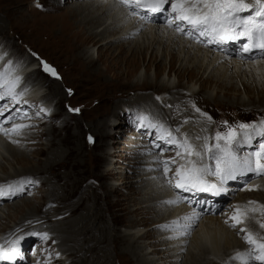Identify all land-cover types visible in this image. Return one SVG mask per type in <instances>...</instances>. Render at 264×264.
<instances>
[{
	"label": "bare ground",
	"instance_id": "bare-ground-1",
	"mask_svg": "<svg viewBox=\"0 0 264 264\" xmlns=\"http://www.w3.org/2000/svg\"><path fill=\"white\" fill-rule=\"evenodd\" d=\"M50 1H54L55 3H58V5H61V3H63L62 1L64 0H50ZM76 1H77L76 6L73 9H70L69 11L70 13H67L68 19L66 20L64 19L61 22L53 21L54 22L53 27L57 31H55L52 28L50 29L48 27L43 28V26H41V27H37L38 30L35 33L41 32L42 34V32L47 31V35L49 38H46V40L51 38V41H49V43L52 46L55 45L67 56L68 54L74 52L73 59L75 62L79 63L78 69L81 70V72L84 75H91V79H87L88 83H90V86L88 87L90 91L96 90L95 88L96 84L95 87L91 85V83L94 81L93 79H97L99 76L102 75L99 73V71L93 70L94 68H96V64H95L96 61L102 59V57L106 55V53L109 50L117 49L118 52L116 55L115 54L114 55L118 56L121 55L124 49L128 48L129 49L128 52H132V59L129 61V63L128 62L126 63V65H128L126 66L127 69H122L121 71L123 72L117 74V77L115 76V78H118L119 75L123 76L125 74H127V76L134 75L137 72V69L141 67L142 62H146L148 56L147 66H149L148 68L154 66L155 76L156 78H158V80H156L155 82H150L147 80L142 82L141 79H138L136 83L131 82L128 83V85L126 86L123 85V86L128 87L133 91L142 90L141 89L142 87H150L153 91L147 95L144 93L140 95L139 96L140 101L148 104L150 110H152L153 112V115L156 116V118H158L161 122L165 123L166 125H169L167 121L169 122L177 121L178 126H180L179 135L181 137L185 133L188 134L189 137L192 139H194V137L196 136H201V137L205 135L210 136V132L208 129L210 127L209 125L210 122L205 117L201 116L200 113L195 112V110L188 105L189 103L194 104L195 99H197L199 96H202V93L204 92L206 94L205 102L222 101L225 102L226 104H230L234 106H242V107L251 106L253 107L252 109H256V108H257L256 110H258V108L260 109L259 111H257V114L264 113V96H260L258 100H255V98L250 96L249 99L246 100L245 98L242 97V94H238L239 92L242 93L241 92L242 90H240L241 87H239L238 84H242V88L244 89V91H250L252 90V88H254L257 89V91H259L260 89L261 91L264 92V58H260L261 56L256 57L255 59L242 60L238 57L237 53L231 54L232 49L221 51L219 49H215V48L213 49L212 46L210 47L201 46L200 44L189 40L187 37L183 35H177L173 29L167 28L166 25L162 22V18L157 21L159 22V24H154L156 22L149 23L138 34L132 36L129 34L136 32V30L140 27V22L134 18L124 20L123 17L120 15V11H122V9L120 11L114 10L110 6V0H92V1L89 0L88 2H86V0H76ZM51 19H53V17ZM28 21L29 19L26 22ZM33 22L34 24L38 23L36 22V20ZM34 31L36 30L34 29ZM88 42L92 44L93 48L83 49L85 44ZM0 44L9 45L11 43L6 40H1ZM98 45H100L97 49L98 57L95 58L94 52H95V48ZM111 58L112 60H114L115 57H111ZM165 58L168 59L167 64L163 63V60ZM32 61L33 59L31 55L28 56L27 58L25 57V59L21 61L23 67L20 69V74L24 77L26 76V81L28 84L32 83V81L34 80L37 74V73L35 74L37 70L36 71L32 70L31 72H28V69L32 64ZM117 62L113 63L115 67L119 65L117 64ZM86 66L89 67L88 70L85 69ZM145 69L146 71H149L147 68ZM42 74H43L42 76H49V77L51 76L50 74H46L43 72ZM186 75L188 76L187 84L186 85L179 84L181 78L186 77ZM175 79L178 80L177 83H175L176 81ZM48 83L50 82L46 80L44 81V83H42V86L36 82L32 84L30 87H28L29 91L25 99L41 98V101H47L49 106L50 103L49 98H51V100H54V98H57L59 96L54 107L57 106V108H60V105L63 103V100L66 97V94H62L60 85L49 84V86L51 85L49 88L50 91H48V93H46L45 96L43 97L42 94L43 86H46ZM198 83L200 84L199 90L196 89ZM212 88L213 89L219 88V89L213 90ZM223 91L225 97L221 98L219 93ZM231 91H234V93ZM154 95H160L162 97L161 100L167 103L166 109L165 108L162 109L160 105L153 100ZM31 103H36V105L33 108L31 107L33 109L32 115H34L33 117L35 119L33 122H38V124H40V121L36 119L37 116H35V112L39 109V107L37 106V102L29 101V105H31ZM48 106H46V109ZM196 106L200 109V106L198 104ZM24 107L28 109L29 106H24ZM98 115L99 114H97V116ZM62 116L63 115H61L60 112H58L57 110V112H55L53 117L60 118ZM115 117L117 116L115 115L112 116L111 118H115ZM179 118L182 119L179 120ZM161 119H163V121ZM90 120L91 119L89 118L86 124L87 125L86 128L88 129L87 132L85 131L84 126L81 123H79L77 126L79 128H77L76 133L67 134L64 140L62 137L57 136L60 126L58 127L55 126L54 124H52L51 128H49L46 133L45 132H41L40 134L38 133L39 135H37V137L35 136V138L29 135L30 133H28V131L27 132L24 131L23 134L20 136L13 135L14 137L12 136L11 139H18L22 137L25 139V143L35 139L39 140V142L35 144V146H37L36 147L37 151L35 153L36 156H45L44 160L40 161L41 165L35 164L33 160L30 159L31 157L29 158L28 154L25 151H23V149H25L24 145H20L18 148L14 147L12 146V144H8L7 142L9 141L11 143L10 138L5 137L3 134H0V157H3L4 160H7L8 161L7 163L9 164L8 167L7 166L5 167V165H2V162L0 161V169L2 170L1 172H3V174H0V185L6 186L7 184L12 183L13 181L20 180L23 178L34 179L32 175H38L37 180L39 183L37 184V186L42 187V185L44 186L47 185L48 187H50L49 191H47L46 193L47 194L46 199L48 204L55 203L56 201L57 203L63 202L64 199L66 201H70L76 193L75 186L79 183L78 182L79 176L86 172V171L85 172L79 171L78 168L88 164V160H90V158L92 157L91 152L88 153L86 152L87 153L86 154L85 151L81 148L83 144H81L82 139L80 137V134L82 133L83 135V131H85L86 132L84 133L85 136H88V134L91 133L92 138L96 137L98 139H102L108 135L107 132H105L104 130V127L107 124L106 121L104 122V120L103 121L101 120L98 121L97 123H94L93 121L89 122ZM67 122H65V125L67 124ZM16 123H24V122L23 120L22 121L18 120V122ZM26 124H30V123H26ZM65 125L61 126V129L62 127L64 129ZM9 126H11V124H9L7 127ZM96 126L98 128L95 129V134H93L91 130L92 128L94 129ZM138 126L139 127H135V128L137 129L140 128V125ZM168 127L170 129L177 128V126L175 125L174 126L169 125ZM144 129L147 130L146 128ZM45 136L49 138L47 144L48 148L46 147L47 150L41 147L42 146L41 140ZM136 136L146 137L148 135L136 134ZM150 139L152 140L153 137L150 136ZM38 144L40 145L38 146ZM30 146L31 145L27 143L26 147L28 148ZM84 146L88 147L92 145L86 140ZM54 147L57 148L54 149ZM147 148L149 147L147 146ZM150 148L153 147L150 146ZM146 153L147 154L140 155L139 167L141 168H139L138 171L140 174L146 173V175L140 179L143 181L139 184L140 185L145 184L146 187L145 190H147L145 193H148V197L143 200V202H145V206H141L140 208L133 210V213L144 212L145 214H148V216L155 213L157 214V216H162L161 219H159V222L163 221V223L161 222L162 224L169 223L172 220H178L185 215L191 214L193 209L188 208L189 206L188 207L186 206L187 203L186 204L180 203L176 205H167L162 203L163 201L174 199L176 195L175 192L173 193V191L167 193L164 191V188L162 190H159L160 187L158 188V186H155L154 183L158 182L157 184L159 185L160 182L153 178L161 176L160 171H157L155 169V158L158 154H155V150L152 151L151 154H148L147 151ZM113 154L114 153H112V155ZM117 155L124 157V154L121 155L117 154ZM159 155H160L159 156L160 159H163V156L161 154ZM177 160L178 163L182 162L180 161L179 158H177ZM16 164L22 165L23 167H27L28 170L19 169L16 166ZM172 166L176 167V165H172ZM63 168L64 170L65 169L69 170V168H71V170H69V172H61L60 170ZM56 169H58L57 171L60 173L53 175L52 172H54ZM63 174L72 176V180L69 181L66 187L56 188L55 185L51 183V181L52 180L56 182L59 181L60 178L65 177ZM243 180H245V177L239 179L237 182L234 181L229 182L230 189H237V187L243 182ZM249 180H250L249 182L250 184L256 185L258 187L254 188L253 190H248L245 187L243 190L245 192H248L246 193L247 195L233 201V203H231L228 206L229 209L228 212L224 213L220 217H215V215L213 216V214L217 213L224 205V203L219 204L221 206L217 208L215 213L208 214L209 216H204L205 218L202 217L198 221V225H197L198 228L196 230L194 229V231L191 233V236L183 237L176 240H170L168 239V237L173 234L171 230H166L164 234L160 233L159 234L160 237L157 238L159 240L158 244L153 245L158 249V251H155L157 249L153 250L155 251V254L163 255V257H160L159 255L158 256L160 257V259H165L164 260L165 264H244L243 261L235 259L238 253H243L250 250V248H248V246L246 245L247 243L244 240V237L243 238L239 237L240 236L239 234L242 233L240 232L239 229L244 227L245 230L251 232L255 238L260 239L262 242H264V229L260 228L259 226L262 223V221L264 222V212L263 213H261L260 211L254 213L249 212L248 216L244 219L241 225H238L237 228L230 227L232 223L230 217L234 213V206L239 205L243 210L245 209V207L259 208L260 205H264V175L254 176L253 178L251 177ZM246 182L247 179L242 184L245 185ZM149 186H151L153 190ZM66 188H71V190L68 192ZM104 188H106L105 200L107 201V198H109L110 195L114 193V188L109 187V185H104ZM28 189L29 187L25 186V192L19 193L11 197L8 196L0 197V203L7 202L14 198L20 197L26 194L28 192ZM259 190L262 191V195L259 197L257 196V198L252 197L251 193L257 192ZM60 191L62 192V194L60 195L59 198L57 193ZM227 194L224 197V199L227 197ZM185 195L192 196V194H185ZM198 199H200V197L198 196V194H196L194 196V200H198ZM249 201H256L258 203L253 205V204H249L248 203ZM217 202L220 203L222 202V200H218ZM105 203H108V201ZM100 205L102 204H96V208L98 209V206ZM45 206H46L45 202L44 203L42 202V204H39L36 207L31 208L30 203H27V201L21 202V204L17 206V208L14 207L15 210L12 214L8 212L9 215L5 218V220H3V216L2 214H0V220H3L0 223V231L1 232L3 230L5 231L7 227H9V224L7 222L10 220L13 223H15V227L18 226L21 227L26 222L28 223L29 221H31L32 226H35L36 224L37 225L36 228H37L39 227L38 225H40L41 227L39 228L42 229L50 216L49 211L43 209ZM61 206L62 205L60 204L57 215L61 216V213L68 214L70 212V209H68L67 206H62V207ZM164 207H166V209L172 208L173 210L167 215L165 213L162 214L163 212L161 211L165 210L163 209ZM204 207L206 208L207 206ZM208 208H211V206H209ZM97 209L94 208L91 212H88V214L81 217L79 216L77 219L79 222L77 224H75L74 221L71 220L69 222H63L62 220L61 223L60 221L56 222L52 227L53 228L52 234H56L59 237V239L62 238L61 244H59L56 247L66 248L64 250L65 252H69L70 255H73L75 257L77 256L79 258L90 253L86 248L81 250V248H79L78 243H76V240L82 243L85 242L87 244V241H85L86 239H88L86 236L87 235L86 228L88 226L91 228L94 227L95 222L97 223L98 218H100L99 210ZM61 210H63L64 212H59ZM71 212H73L72 209ZM256 216H258V219ZM53 218H55V216L52 217V219ZM64 218L66 217L64 216ZM226 220H228L227 224L225 223ZM37 221H40V223L37 224ZM85 223L87 225H85ZM116 223H117L116 219L112 216L109 224L105 226V228H107L106 230H110L111 227H115ZM129 223L127 224V227L129 228L125 230L126 232H124V234H119V233L114 235L109 233L106 234L109 235L107 237L109 239V242L111 243V247H112L111 252L115 254L120 253L122 255L124 254L131 255L132 258H134L136 264H156V262H159L157 261L158 259H156L157 258L156 255L155 258L153 253L152 254L148 253L146 255V258L142 257L140 259L138 249L146 250V247L150 248L152 247V245L149 244L138 245L139 244L138 241L140 240V238H144V236H146V232H140L141 229L139 228L141 227V225H139V223H135L133 221H130ZM181 223H183V221H181ZM209 223L213 225H217L222 229L223 232L222 239L220 240L218 246L215 249L205 248V249H200L198 251L194 250L193 249L194 234L198 232L201 225H208ZM83 225L85 226L83 227ZM32 228L36 229L35 227ZM38 230L39 229H37V231ZM30 231H35V230H30V229L26 230V232H30ZM15 232H17V230ZM14 234L15 233H11L9 236H7L6 234L4 238L1 240V242L4 244L6 241L10 240L9 237ZM127 234H131L132 236L129 235L130 237H128ZM75 235L77 236L78 239L75 238ZM103 235L105 234L103 233ZM52 237L53 236H50L49 240H52ZM39 243L40 241H38V244ZM117 244L119 246L116 248L114 245ZM26 245L27 244L23 240L20 245L21 252L23 250V246ZM159 246H161L162 249ZM182 248L183 251H181ZM40 253H41V248L38 247V253L36 254L39 255ZM102 254L103 253H101V256L98 254L96 259L104 258L103 259L104 262L105 260L107 261V256L103 254V258H102ZM54 255L52 254V256ZM91 256H93V254ZM167 257L169 258L171 257V258L167 259ZM16 260L17 261L15 264H21L20 263L21 260L19 259V257ZM54 260H59V259L55 258L52 261ZM104 262L100 264H107V262L105 263ZM4 263L9 264L7 262H3V264ZM250 263L251 262H249V264Z\"/></svg>",
	"mask_w": 264,
	"mask_h": 264
},
{
	"label": "rangeland",
	"instance_id": "rangeland-1",
	"mask_svg": "<svg viewBox=\"0 0 264 264\" xmlns=\"http://www.w3.org/2000/svg\"><path fill=\"white\" fill-rule=\"evenodd\" d=\"M88 1L89 0H86V2ZM62 2L63 3H61V5H58V3H55L54 1H50V0H0V41L6 40L11 43L9 45L0 44V52H7L9 58L14 60H19L20 62L23 61L25 57L27 58L30 55L32 56L33 59L32 63L37 62L40 65L38 69L34 70V71L37 70L35 72V74L37 73L35 78L36 77L37 78L36 79L34 78L32 83L36 82L42 86V83H44V81L47 80L50 82L46 86H43V91H42L43 97L45 96L46 93H48V91H50L49 88L51 85L49 86V84L60 85L62 94H66V97L64 98L63 103L60 105V108H57V106L54 107L59 96L57 98H54V100H51V98H49V102H50L49 106L47 101L40 100V103L44 102L43 103L44 108L46 109V106H48L47 109L50 110L47 112V114H42L40 117H36V119L40 121V124H38V122H33L35 120L33 117L34 115H32L33 107L31 108L29 106L27 111L31 119H23V122L24 124L30 123V125H33V127L27 128L28 130L25 129L24 131L25 132L28 131V133H30L29 135L35 138V136L37 137V135H39L41 132L46 133L47 130L51 128L52 124H54L55 126L58 127L60 126L57 136L62 137L64 140L67 134L76 133L77 128H79L77 127L79 123H81L84 126V129L87 132L88 129L86 128L87 126L86 124L88 119L90 118L91 120L89 122L93 121L94 123H97L98 121L101 120L102 121L104 120V122L106 121L107 124L105 125L104 130L105 132H107L108 135L102 139H98L96 137L92 138L90 142L88 137H91V133H89L88 136L84 135V133H86L85 131H83V135L82 133L80 134V137L82 139L81 144H83L81 148L85 151V153L91 152L92 157L90 158V160H88V164L80 167L81 169L78 168L79 171H83V172L86 171V172L79 176L78 179L79 183L75 186L76 193L74 197L70 201H66L64 199L63 202H59L62 206H67V208L70 209V212L68 214L61 213V216L57 215L58 208L60 207V204L57 203V201L52 204L47 203L46 193L50 189V187H48L47 185L46 186L42 185V187L41 186L38 187L36 184L35 186L29 187L28 192L22 195L24 197L20 196L10 201L0 203V214H2L3 220H5V218L9 215V213L12 214L15 210L14 207L17 208V206H19L23 201H27V203H30L31 208H34L37 205L42 204V202L43 203L45 202L46 206L43 209L48 210L50 214L48 220L46 219L47 221L42 229L39 228L41 227L40 225H38L39 227L36 228L37 225L35 223H33L35 224V226H32L31 225L32 222L29 224L26 222L21 227L19 226L15 227V223H13L11 220L8 222L6 221L9 224V227H7L5 231L4 230L2 232L0 231V244H3L1 240L4 238L6 234L7 236H9L11 233H15L14 235H11L9 237V239H12L15 236L26 233V230L30 229L37 231V229H39L38 231H48L51 234L50 236H53L52 240H55V244L52 243V240H49L48 242L47 241L41 242L35 236L26 237L24 239V242L27 245L23 246V250L21 252L22 256L19 257V259L21 260L20 262L21 264H100L104 262L103 254L107 256V261L105 260L107 264H136L134 258H132L131 255L128 254L122 255L120 253L115 254L111 252L112 251L111 243L109 242V239L107 237L109 235H106L108 233L113 235L117 233L124 234V232H126L125 230L129 228L127 227V224L130 221H133L141 225V227L139 228L141 229L140 232H146V236H144V238H140V240L138 241L139 243L138 245H148V244L152 245V247L150 248L146 247L147 251L145 249H138L140 259L142 257L146 258V255L148 253L151 254L153 253L154 257L156 255L157 258L156 257L155 258L158 259L157 261H159L156 262V264H165L164 263L165 259H160V257H163V255L155 254V251H158V249L157 247L153 246L158 244L159 240L157 238L160 237L159 234L160 233L164 234L166 231L158 227L160 224L162 225L163 223V221L159 222V219H161L162 216H157V214L155 213H154L155 215L151 214L149 216L144 212L133 213V210L140 208L141 206H145V202H143V200L148 197V193H145L147 191L145 190L146 188L145 184L143 185L139 184L143 181L140 179L146 175V173L140 174L138 171L139 168H141L139 167L140 155L147 154L146 151L150 148V146L153 147L149 135L146 137L136 136V134L147 135V130H145L141 126L138 129L135 128V127H139L138 126L139 124L137 123V115L138 113L151 114L154 117L155 121H160L158 118H156V116L153 115V112L152 110H150L148 104L140 101L139 96L142 95L143 93L146 95L150 94L153 90L150 87H142L141 88L142 90L133 91L128 87L123 86V85L126 86L128 85V83L131 82L136 83L138 79H141L142 82L145 80L150 82H155L156 80H158V78H156L155 76V68L154 66L148 68L149 66H147V60H148V56H147L146 62H142L141 67L137 69V72L134 75L127 76V74H125L123 76L119 75L118 78H115V76L117 77V74L123 72L121 71L122 69H127L126 66L128 65H126V63L127 62L129 63V61L132 59V52H128L129 49L126 48L122 51L121 55L115 56L118 52L117 49L109 50L106 53V55L102 57V59H99L95 63L96 68H94L93 70L99 71V73L102 75L99 76L97 79H93L94 81L91 83V85L95 87L96 84L95 87L96 90L90 91V89L88 88L90 86V83H88L87 79H91V75H84L81 72V70L78 69L79 63L75 62L73 59L74 52L68 54L67 56L58 47H56L55 45L52 46L49 43V41H51V38L46 40V38H49L47 35V31L42 32V34L41 32L35 33L38 30L37 27L43 26V28L48 27L49 29L50 28L54 29L53 21L61 22L64 19L65 20L68 19L67 13H70L69 12L70 9H73L76 6L77 1L64 0ZM37 3H39L42 7H37ZM52 17L53 19H51ZM28 19L29 21L26 22ZM35 20L40 24L38 23L34 24L33 21ZM154 24H159V23H154ZM34 29L36 31H34ZM200 45L204 46L202 44ZM99 46L100 45H98L95 48V52H94L95 58L98 57L97 49ZM85 48L92 49L93 47L92 44L88 42L85 44L83 49ZM111 57H115L114 60H112ZM42 59L49 62L51 66H54V68L58 73V78L52 76L50 77L42 76L43 75L42 72L45 73L41 68L42 64H40ZM115 62L119 64L117 67L113 65V63ZM163 63L167 64L168 59L165 58L163 60ZM145 68H147L149 71H146ZM85 69L88 70L89 67L86 66ZM187 77H188L187 75L186 77H182L179 84L186 85L188 81ZM25 80H26V76L24 77V81ZM177 82L178 80L175 81V83ZM238 85L239 87H241L240 90H242L241 91L242 93L239 92L238 94H242V97L245 98L246 100H248L250 96L255 98V100H258L260 96H264V92L261 91L260 89L259 91H257V89L252 88V90L250 91H244V89L242 88V84H238ZM196 89L197 90L200 89L199 83ZM215 89L217 90L219 88H215ZM231 92L234 93V91ZM205 95H206L205 92L202 93V96H199L197 99H195V103L196 105L198 104L200 106L201 112H206L209 116L212 117V121L209 124L210 127L208 128L210 132V136H214L217 130H223V126H222L223 121H228L229 123H239V122L251 123L253 121L257 122L258 120L264 118V113L257 114V111L260 110L259 108L258 110H256L257 108L252 109L253 107L251 106L248 107L234 106V105L226 104L225 102L222 101L205 102L206 101ZM219 95L221 98H224L225 97L224 91L220 92ZM161 98L162 97L160 95H154L153 100L156 101L162 109L164 108L166 109L167 103L161 100ZM4 103H7V101H0V104H4ZM31 105L35 106L36 103H31ZM188 105L191 108H193L192 103H189ZM73 109H79V111H73ZM57 110L58 112H60L61 115H63L62 116L63 118L53 117L55 112H57ZM9 114L10 113L6 112L5 117ZM97 114L99 115L97 116ZM115 115L117 117L111 118L112 116ZM2 119L3 118H1L0 120ZM181 119L179 118V120ZM18 120L22 121L21 119L18 118L15 122H18ZM161 120L163 121V119ZM65 122H67L66 125ZM167 123L169 125H173V126L175 125L177 127H180L178 126L177 121L176 122L167 121ZM9 124L5 126L7 127ZM62 124L65 125L64 129L63 127L61 129V126H63ZM97 128H98L97 126L94 129L92 128L91 132L95 134V129ZM23 139L24 138L22 137L18 138V140H20L19 144H13L10 143L9 141L7 142L8 144H12V146L17 148L20 145H24L25 149L22 148L23 151H25L28 154L29 158L31 157L30 159L33 160L35 164L41 165L40 161H43L45 156H36L35 153L37 151L36 150L37 146H35V144L39 142V140L35 139L25 143V139L24 140ZM48 139L49 138L45 136L41 140L42 143L41 147L45 148V150H47L48 148L47 147ZM86 140L92 146H88V147L84 146ZM211 142L213 141H210V143ZM27 143L31 145L30 146L31 148L26 147ZM39 145L40 144H38V146ZM147 146L149 148H147ZM162 147H164V145H162ZM56 148L57 147H54V149ZM150 149H152V151L155 150V154L158 155L161 154L163 156V159L175 157L174 150L160 152L159 149H154V148H150ZM112 153L114 154L112 155ZM117 154L120 155L124 154V157H121ZM0 158L2 165L8 167L9 165L7 163L8 161L4 160L3 157ZM16 166L19 169L28 170L27 167H23L22 165L16 164ZM171 167L174 171L175 166H171ZM57 170L58 169L52 172V174L56 175L60 173ZM69 170H71V168H69ZM69 170L68 169L64 170L63 168L60 171L69 172ZM1 171L2 170L0 169V174H3V172ZM139 175L142 176L140 177ZM171 175L172 173L170 172L169 177H171ZM32 176L34 180L38 181L37 180L38 175H32ZM64 176L65 177L60 178V180L57 182L52 180L51 183H53L56 188L66 187L69 181L72 180V176H68V175H64ZM250 178L247 179L248 183L250 182L249 180ZM157 183L158 182L154 183L155 186H158ZM104 185H109V187L114 188V193L110 195L109 198H107L108 203H105L107 201L105 200L106 188H104ZM149 187L151 188V186ZM239 188L240 187L238 186L237 189H232L231 191H229L227 197L223 199L222 202L219 203V204L224 203V205L217 213L213 214V216L215 215V217H220L221 215L229 211L228 206L231 203H233V201L247 195L246 193L248 192H245L243 190L245 187L240 189ZM66 189L68 190V192L71 190V188H66ZM151 189L153 190V188ZM165 189L166 188H164V191L167 193L171 191H173V193L175 192L173 189H169V188H167L166 190ZM159 190H162V188H160ZM61 194H62L61 191L57 193L59 198ZM251 194L252 197L257 198V196L259 197L262 195V191L259 190L257 192H252ZM96 204H102V205L98 206L97 209ZM182 204H186V203H182ZM187 204L186 206L187 207L189 206L188 208L193 209V205L190 204L187 205ZM94 208L99 210L100 218H98L97 223L95 222L96 225L94 224V227L91 228L88 226L86 228L87 229L86 236L88 239H86L85 241H87V244L85 242L82 243L76 240V243H78L79 248H81V250L86 248L90 253L79 258L77 256L75 257L73 255H70L69 252H65L64 250L66 248L56 247L59 244H61L62 238L59 239V237L56 234H52L53 225L58 221H60L61 223V220L63 222H69L71 220L74 221L75 224H77L79 222L77 220L79 216L81 217L88 214V212H91ZM71 209L73 210L74 213L71 212ZM163 209H162L163 211L161 212H163L162 214L165 213L166 215L173 210L172 208L166 209V207H164ZM59 212H64V211L61 210ZM53 215L55 216V218L52 219V217H54ZM64 216L66 218H64ZM112 216L116 219L117 223L115 227H111L110 230H106L107 228H105V226L109 224ZM204 216H209V215L205 214L203 215V217ZM256 217L258 219V216ZM3 220H0V223ZM86 223L85 225H87ZM262 223L264 222L262 221ZM85 225H83V227ZM32 227H35L36 229ZM197 228L198 226H195L194 229L196 230ZM17 229H19V231L15 232ZM247 232L248 231H245L244 233L243 232L240 233L239 237L243 238ZM103 233L105 235H103ZM127 235L128 237L132 236L131 234H127ZM75 238H77L76 235ZM38 241H40L39 244ZM246 245L248 246V248L251 249L252 246L248 244ZM5 246H7V244H5ZM114 246L117 248L119 245L117 244ZM38 247L41 248V253L39 255L36 254L38 253ZM159 247L162 249L161 246ZM49 252H51L53 255L56 252H59L60 256L59 257H56L55 255L51 256L49 262V258H48ZM101 253H103L102 254L103 259L101 258L96 259L98 254L101 256ZM92 254L93 256H91ZM55 258L59 260L52 261ZM170 258L167 257V259ZM250 264H257V262H251Z\"/></svg>",
	"mask_w": 264,
	"mask_h": 264
},
{
	"label": "snow or ice",
	"instance_id": "snow-or-ice-1",
	"mask_svg": "<svg viewBox=\"0 0 264 264\" xmlns=\"http://www.w3.org/2000/svg\"><path fill=\"white\" fill-rule=\"evenodd\" d=\"M110 6L117 11L122 9L120 15L124 20L134 18L140 22L136 32L129 35L135 36L147 24L162 18L166 27L173 29L177 35H183L205 47L213 46L223 51L229 42H238L237 55L240 59H255L249 55L254 50H259V55L264 58V0H110ZM37 7L42 6L37 3ZM41 64L45 73L58 78L53 66L44 61ZM22 67L19 60L8 58L7 52H0V101H7L0 104V118H3L0 120V134L10 139L13 135L20 136L25 129L33 127L15 122L18 118L31 119L24 106L34 107L25 99L29 89L20 74ZM192 107L209 122L212 121V117L201 112L195 104ZM48 111L50 110L41 107L35 112V116L40 117ZM6 112L10 114L5 117ZM9 123L11 127H6ZM137 123L147 129V135L153 137L151 144L154 149H159L160 152L175 151V157L160 159L157 155L155 158V169L161 172V176L153 178L160 182L158 187L173 189L177 193L174 199L162 203L193 205L191 214L158 226L171 230L173 234L168 237L170 240L191 236L203 215L213 214L219 208L212 201L194 200L196 194L208 193L213 197H220L229 193V182L242 179L248 174L264 175V119L251 123L223 121V130H217L214 136H196L194 139L186 133L181 137L179 127L170 129L165 123L155 121L151 114L138 113ZM91 140L92 137H89L90 142ZM11 143L19 144L20 140L11 139ZM147 151L151 154L152 149ZM177 157L181 163H177ZM172 165H176L174 171ZM38 183L32 178H23L6 186L0 185V197L15 196L25 192V186L32 187ZM244 187L253 190L258 186L246 182ZM205 203L211 204V208L203 207ZM248 203L255 205L258 202ZM257 211L264 212V205L259 208L245 207L243 210L239 205L234 206L230 227L237 228L249 212ZM259 226L264 229V223ZM239 230L246 231L244 228ZM28 236H35L41 242L50 239L48 231H30L15 236L5 242L7 246L0 244V264L21 257L20 245ZM244 240L252 247L249 251L238 253L235 259L243 261L244 264H264V242L255 238L251 232L244 235ZM52 243L55 244V240ZM55 255L59 257L60 253L56 252ZM51 256L52 253L49 252V262Z\"/></svg>",
	"mask_w": 264,
	"mask_h": 264
},
{
	"label": "clouds",
	"instance_id": "clouds-1",
	"mask_svg": "<svg viewBox=\"0 0 264 264\" xmlns=\"http://www.w3.org/2000/svg\"><path fill=\"white\" fill-rule=\"evenodd\" d=\"M222 229L213 224L201 225L200 229L194 234L193 249H215L222 239Z\"/></svg>",
	"mask_w": 264,
	"mask_h": 264
}]
</instances>
